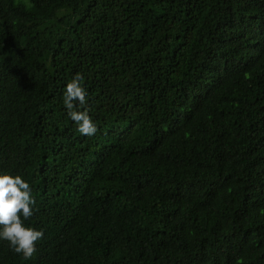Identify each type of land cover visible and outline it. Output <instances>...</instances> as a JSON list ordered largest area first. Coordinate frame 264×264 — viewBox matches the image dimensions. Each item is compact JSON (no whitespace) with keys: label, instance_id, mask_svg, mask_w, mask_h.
Wrapping results in <instances>:
<instances>
[{"label":"trees","instance_id":"1","mask_svg":"<svg viewBox=\"0 0 264 264\" xmlns=\"http://www.w3.org/2000/svg\"><path fill=\"white\" fill-rule=\"evenodd\" d=\"M0 171L43 232L0 264H264V0H0Z\"/></svg>","mask_w":264,"mask_h":264},{"label":"clouds","instance_id":"2","mask_svg":"<svg viewBox=\"0 0 264 264\" xmlns=\"http://www.w3.org/2000/svg\"><path fill=\"white\" fill-rule=\"evenodd\" d=\"M82 77L74 74L65 82L61 93L62 105L76 131L81 135L92 136L97 126L86 108V89ZM35 200L29 183L18 174L0 171V240L7 241L15 253L25 259L35 251V242L43 232L25 226L22 219L33 215Z\"/></svg>","mask_w":264,"mask_h":264}]
</instances>
